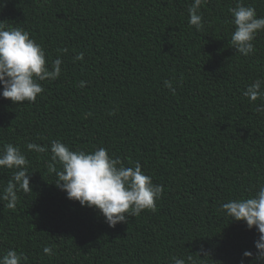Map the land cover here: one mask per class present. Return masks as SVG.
<instances>
[{
	"label": "trees",
	"instance_id": "obj_1",
	"mask_svg": "<svg viewBox=\"0 0 264 264\" xmlns=\"http://www.w3.org/2000/svg\"><path fill=\"white\" fill-rule=\"evenodd\" d=\"M192 2L0 0V23L28 31L49 66L63 61L34 103L0 97V149L20 148L32 190L19 191L13 209L0 201V255L15 249L27 264H171L174 255L240 264L255 252V228L221 205L264 183V113L243 95L264 78V32L244 56L231 44L238 0H206L200 31L188 23ZM242 2L264 16V0ZM52 140L74 151L103 147L126 167L139 161L163 186L155 210L110 227L68 199L48 169L50 153L27 148ZM12 174L0 168V191Z\"/></svg>",
	"mask_w": 264,
	"mask_h": 264
},
{
	"label": "clouds",
	"instance_id": "obj_2",
	"mask_svg": "<svg viewBox=\"0 0 264 264\" xmlns=\"http://www.w3.org/2000/svg\"><path fill=\"white\" fill-rule=\"evenodd\" d=\"M204 3L206 0H193L188 8V23L197 31L204 27L200 12ZM229 12L234 26L232 47L237 53L247 56L255 51L253 41L257 34L264 32V16H258L256 9L246 6L242 0H238ZM74 60H83V53H78ZM62 63V59L57 58L49 66L44 49L30 38L28 31L0 23V97L18 104L25 101L34 103L44 91L40 81H55L61 74ZM86 83L80 81L79 87L84 88ZM164 85L175 95L172 81L165 80ZM243 95L253 103L260 100L256 111L264 113V78L249 84ZM27 148L38 153L49 152L48 169L57 176L56 186L66 193L68 199L78 201L82 207L98 210L110 227L126 223L128 216L155 210L156 200L163 193V186L153 183L152 177L142 171L139 161L133 167H126L103 147L74 151L60 140H52L49 146L29 142ZM27 164L28 160L18 146L9 143L0 149V168L13 170L11 178L0 191V201L6 202L5 206L9 209L16 207L19 191L25 194L32 191ZM57 164L60 165L59 171ZM221 208L232 220L246 222L250 230L255 228L259 234L254 242L255 252L246 250L240 264H245L246 258L250 264H264V183L258 184L251 196L229 200ZM43 253L54 254L49 246L43 248ZM27 260V256L15 249L0 255V264H27ZM170 262L197 264L193 255H174Z\"/></svg>",
	"mask_w": 264,
	"mask_h": 264
}]
</instances>
